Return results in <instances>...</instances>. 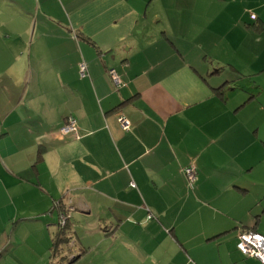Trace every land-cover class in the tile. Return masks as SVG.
<instances>
[{"label":"crops","instance_id":"0c3cea01","mask_svg":"<svg viewBox=\"0 0 264 264\" xmlns=\"http://www.w3.org/2000/svg\"><path fill=\"white\" fill-rule=\"evenodd\" d=\"M0 48V264H259L264 0H0Z\"/></svg>","mask_w":264,"mask_h":264},{"label":"built area","instance_id":"2783aa9c","mask_svg":"<svg viewBox=\"0 0 264 264\" xmlns=\"http://www.w3.org/2000/svg\"><path fill=\"white\" fill-rule=\"evenodd\" d=\"M79 75L81 78H84L87 75L86 65L82 62L79 65ZM109 75L112 83L116 86H120V79L115 73L114 70L109 71ZM121 128L126 131L129 128V122L121 118L120 120ZM60 134L65 135L68 133L77 132V124L73 118H68L65 122V125L59 130ZM184 174L186 179L191 187V185L196 181V172L195 167L190 165L184 169ZM65 224V217L61 215L60 227H63ZM236 249L242 255L247 258H252L256 260L259 264H264V236L254 232L247 231L242 232L238 235V242L236 244Z\"/></svg>","mask_w":264,"mask_h":264},{"label":"trees","instance_id":"16d2710c","mask_svg":"<svg viewBox=\"0 0 264 264\" xmlns=\"http://www.w3.org/2000/svg\"><path fill=\"white\" fill-rule=\"evenodd\" d=\"M64 232H63V228L61 229H59V233L58 234H56V239H55V241H54V254L55 255H57L58 253V251H57V248H58V245L59 244H63V243H66V241H67V239L65 238V236H64ZM56 242V243H55ZM57 245V246H56Z\"/></svg>","mask_w":264,"mask_h":264},{"label":"rangeland","instance_id":"374dc122","mask_svg":"<svg viewBox=\"0 0 264 264\" xmlns=\"http://www.w3.org/2000/svg\"><path fill=\"white\" fill-rule=\"evenodd\" d=\"M0 50H1V48H0ZM1 52V51H0ZM249 88H252V86H253V83L252 82H250V81H248V82H246L245 83ZM240 85H244V83H242V84H240ZM240 87H238V89H239ZM228 94H230V91L228 92ZM17 222H19V219L18 218H15L13 221H11V228L9 229V231H8V236L10 237V235H12V232H13V226H15L16 224H17Z\"/></svg>","mask_w":264,"mask_h":264}]
</instances>
